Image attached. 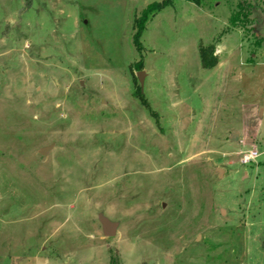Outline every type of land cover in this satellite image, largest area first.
<instances>
[{"label":"rangeland","instance_id":"374dc122","mask_svg":"<svg viewBox=\"0 0 264 264\" xmlns=\"http://www.w3.org/2000/svg\"><path fill=\"white\" fill-rule=\"evenodd\" d=\"M157 1L0 0V264H264V0Z\"/></svg>","mask_w":264,"mask_h":264},{"label":"trees","instance_id":"16d2710c","mask_svg":"<svg viewBox=\"0 0 264 264\" xmlns=\"http://www.w3.org/2000/svg\"><path fill=\"white\" fill-rule=\"evenodd\" d=\"M172 0H161L157 1L150 6H148L146 9H144L141 13V17L136 20V26H137V33L134 35V42L139 48V38L142 34V29L144 28V24L147 21V19L150 17V14L155 13L156 11L164 8L167 5L171 4ZM188 1V0H187ZM197 5L204 4V0H191ZM252 4V3H251ZM250 8V7H249ZM245 9L244 5L242 3L237 5L236 10L231 11L230 15V25L237 26L238 24H244L245 21L250 17V9ZM200 57L201 62H203L204 67H210L214 65L215 58L212 55V50L207 46L206 48H201L200 51ZM110 264H116L115 261H112Z\"/></svg>","mask_w":264,"mask_h":264},{"label":"water","instance_id":"95a60500","mask_svg":"<svg viewBox=\"0 0 264 264\" xmlns=\"http://www.w3.org/2000/svg\"><path fill=\"white\" fill-rule=\"evenodd\" d=\"M137 78L140 81V83L143 84V76H144V71L141 70L139 72H137ZM47 147H45L44 149L41 150L42 153H45L47 151ZM101 223H102V227L104 228V233L107 236H112L116 230V225L117 223L114 221H110L108 218L101 216L100 217Z\"/></svg>","mask_w":264,"mask_h":264},{"label":"built area","instance_id":"2783aa9c","mask_svg":"<svg viewBox=\"0 0 264 264\" xmlns=\"http://www.w3.org/2000/svg\"><path fill=\"white\" fill-rule=\"evenodd\" d=\"M256 156H258V151L250 150L249 152H245L243 159L245 162H250L253 160Z\"/></svg>","mask_w":264,"mask_h":264}]
</instances>
